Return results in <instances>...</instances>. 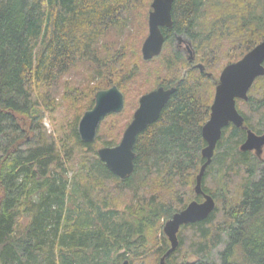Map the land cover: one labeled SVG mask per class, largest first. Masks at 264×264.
Here are the masks:
<instances>
[{"label":"trees","instance_id":"16d2710c","mask_svg":"<svg viewBox=\"0 0 264 264\" xmlns=\"http://www.w3.org/2000/svg\"><path fill=\"white\" fill-rule=\"evenodd\" d=\"M150 1L0 0V264H146L151 254L161 261L171 246L164 223L202 199L195 186L206 162L202 128L216 75L264 40V0L174 1V26L163 28L165 45L187 36L206 70L179 50L167 60L172 69L184 63L189 69L172 79L176 92L138 135L131 176H116L97 156V138L83 142L75 126L83 151L71 180L72 150L66 152L43 124L62 87L84 110L93 108L97 91L113 84L123 90L114 76L121 74L125 48L114 47L110 34L121 32ZM81 64L93 65L103 83L86 88L64 78ZM237 107L246 126L264 133V76ZM246 135L233 124L224 128L202 182L219 204L206 219L181 228L167 264H264V158L241 150ZM103 144L116 141L107 135ZM108 181L134 191L123 211L106 202ZM184 230L192 238L185 240ZM222 243L219 260H209Z\"/></svg>","mask_w":264,"mask_h":264},{"label":"water","instance_id":"95a60500","mask_svg":"<svg viewBox=\"0 0 264 264\" xmlns=\"http://www.w3.org/2000/svg\"><path fill=\"white\" fill-rule=\"evenodd\" d=\"M175 0H153L149 12V35L142 46L145 60H151L163 52L166 37L163 28L172 29L174 26L172 9ZM182 40V36L178 35ZM189 48V47H188ZM190 62L196 60V55L189 48ZM196 68L205 72L203 63H197ZM208 76L212 73L207 72ZM264 76V40L247 52L241 59L224 67L218 81L211 114L202 128V134L207 142L202 154L206 162L202 165L195 186L196 195H201L203 201L194 199L186 208L174 213L163 225V231L171 246L162 256L160 264H167L166 259L179 246V232L184 225L206 219L216 208V199L204 191L202 182L208 166L212 163L218 142L223 136L225 127L233 124L247 130L245 141L241 144L242 151H254L262 158L264 153V133H257L245 124V117L237 107V100H249V91L257 78ZM177 86L165 88L159 86L139 99L130 123L127 125L122 139L115 146H104L98 150L99 158L118 177L125 179L135 172L134 146L138 135L148 126L155 123L166 104L176 92ZM125 94L117 84L101 89L95 94V105L85 111L79 122L80 138L85 143L95 140L98 127L111 114H119L125 107ZM121 264H130L129 260Z\"/></svg>","mask_w":264,"mask_h":264},{"label":"rangeland","instance_id":"374dc122","mask_svg":"<svg viewBox=\"0 0 264 264\" xmlns=\"http://www.w3.org/2000/svg\"><path fill=\"white\" fill-rule=\"evenodd\" d=\"M152 2L153 0H151L144 8H141L135 12L133 17L130 16L121 32L114 31L110 34L109 41L114 42V47L116 45L117 47L120 46L125 48L121 50L124 56L121 55L118 61V64H120L118 67L122 68L121 74L115 75L114 79L122 80L124 87L123 90H121L125 94L126 101L124 110L121 113L115 114L116 116H113L112 114L107 116L105 118L106 120H103L99 125L96 136L97 141L95 144L98 157V150L100 148L104 146H115L120 143L123 133L127 125L132 120L134 112L139 106V99L143 94L158 87V83L160 82L173 83L172 79L175 76L182 77L185 71L189 69V66H186L187 63L177 64L174 69L166 65L167 60L172 57L175 50L180 49V52L185 50L184 48L186 47V44H183L182 47H179L176 41H173L170 44L167 43L161 55L155 57V59L153 58V60H145L143 58L142 46L149 35V12L152 9ZM181 36H184L186 39L190 40L183 34ZM192 48L193 53L196 55L194 46ZM183 52L185 53V51ZM187 54L189 56L191 55L190 52ZM184 57H186V54ZM196 61L200 62L198 61L197 56ZM134 67H137L136 70L138 73L134 75L133 78L127 79L126 75ZM221 72L222 71H219L216 75L217 81ZM64 78L73 80V83H75L77 86L86 88L88 86H95L98 83H103V81H101L102 77L95 73L94 66L90 64L78 65L76 69L69 72ZM62 82H64V80H62ZM214 90L216 91L215 88ZM87 100L88 98L83 101ZM80 103L76 104L75 106L71 98H66L64 96V87H62L61 93L57 96L56 107L51 110L46 109L43 115V124L48 129V132L55 136L60 144L67 146L66 152L68 150H72V156L68 157L67 165L69 168L68 176L71 180L74 178L76 173L79 172L78 162L80 161V156L82 155L81 153L83 151V148L78 144L73 132L75 126L79 128V122L85 111H87L81 109ZM242 109L245 110L243 105ZM103 128L104 130L101 131ZM107 135L116 141L115 145L103 144ZM250 152L258 157L254 151ZM112 182L114 181L106 182L109 184L108 191L106 190L108 195L106 197L107 199L105 200L111 207L118 208L123 211L125 209V205L131 201L134 191L124 188H122V190L118 189L114 187ZM200 201H203V197ZM216 203L219 204L218 201ZM182 235L185 240L192 238V234L188 230H184ZM169 244L171 245L170 241ZM183 248L186 250L188 247L185 245ZM222 248L223 243L219 247L213 249V252L210 254L211 258L209 260L218 261L219 251ZM190 258H193V256H188V259ZM145 261L146 264H160V257L157 259L154 254H151L150 257L145 258Z\"/></svg>","mask_w":264,"mask_h":264},{"label":"flooded vegetation","instance_id":"af4514ba","mask_svg":"<svg viewBox=\"0 0 264 264\" xmlns=\"http://www.w3.org/2000/svg\"><path fill=\"white\" fill-rule=\"evenodd\" d=\"M176 43L178 44V46L179 47H182L183 46V44H186V47L184 48L185 50H182V53L185 55L186 54V57H187V59H188V54L187 53H189L190 52V50H189V48L193 51V46H192V42L190 41V40H188V39H186L184 36H182V40H179L178 39V35H176ZM189 47V48H188ZM179 51H180V49H179ZM183 51H185V53L183 52ZM188 55V56H187ZM189 61V60H188ZM197 63H200V62H197L196 60L195 61H193V62H191V65L193 66V67H195V65L197 64ZM187 73V70L185 71V73L183 74V75H185ZM160 86H163V85H160ZM173 86H177V84H175V83H173V84H171L170 86H164L165 88H171V87H173ZM159 87V86H158ZM157 88V87H156Z\"/></svg>","mask_w":264,"mask_h":264}]
</instances>
